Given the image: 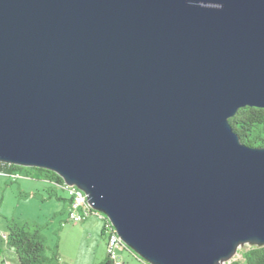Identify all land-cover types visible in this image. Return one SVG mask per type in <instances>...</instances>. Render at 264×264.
<instances>
[{
    "label": "water",
    "instance_id": "1",
    "mask_svg": "<svg viewBox=\"0 0 264 264\" xmlns=\"http://www.w3.org/2000/svg\"><path fill=\"white\" fill-rule=\"evenodd\" d=\"M264 0H0V162L49 169L148 264L264 246Z\"/></svg>",
    "mask_w": 264,
    "mask_h": 264
},
{
    "label": "rangeland",
    "instance_id": "2",
    "mask_svg": "<svg viewBox=\"0 0 264 264\" xmlns=\"http://www.w3.org/2000/svg\"><path fill=\"white\" fill-rule=\"evenodd\" d=\"M19 177H22V175H19ZM14 181L0 173V248H2L1 255L5 258L4 262H2L3 264H18L14 250L7 246L2 234L3 231L8 230V224L10 222L19 224L28 223L31 227L35 224V227L39 228V233L43 236L46 244L51 248H56L60 257L59 259L61 260L60 263L62 264H79L82 258H84V255L89 253L93 255L92 247L94 243H90L80 233L79 222H70L67 220L68 211L66 214L56 213L52 215V205L54 202L51 201L46 202L42 210L28 204L20 197L22 193L17 188V182ZM61 191H65L67 199L70 197L66 190ZM39 193L41 194L38 196L39 200H44L43 197L59 199L55 196V189L50 190L47 194L43 193V191ZM24 196L27 197L29 194H25ZM91 240L93 241V239ZM247 248H249L248 245L240 249L235 258L241 260L240 252ZM125 249L129 250L128 248ZM96 254L101 256L99 248H97ZM101 264L107 263L102 262Z\"/></svg>",
    "mask_w": 264,
    "mask_h": 264
},
{
    "label": "trees",
    "instance_id": "3",
    "mask_svg": "<svg viewBox=\"0 0 264 264\" xmlns=\"http://www.w3.org/2000/svg\"><path fill=\"white\" fill-rule=\"evenodd\" d=\"M229 122L234 130L239 133L243 143L256 147L264 146V108L240 107ZM19 170L24 171L27 177L49 180L58 186H64L63 179L49 169L26 168L22 165L0 162V172L2 173L11 174ZM71 199L70 196V201ZM39 231L35 224L33 227L29 226L28 223L10 222L8 224V230L4 232L5 240L7 246L14 250L18 264H59L60 259L56 248L49 247ZM240 255L241 260L235 258L228 264H264V246H250L241 251ZM107 261L108 264L110 261L108 259ZM142 261L147 264L144 260Z\"/></svg>",
    "mask_w": 264,
    "mask_h": 264
},
{
    "label": "crops",
    "instance_id": "4",
    "mask_svg": "<svg viewBox=\"0 0 264 264\" xmlns=\"http://www.w3.org/2000/svg\"><path fill=\"white\" fill-rule=\"evenodd\" d=\"M16 173L22 175V177H18L17 180H15L14 182H17L18 185L17 188L22 193L20 197L23 199V201L27 202L30 205L36 206V208L40 210L43 209L42 207L46 202L51 201L54 202V204L52 205L53 207V210L51 212L52 215H55L56 213L66 214L70 203V197L67 199V194H65V191H61V190H66L64 186H58L49 180L27 177L24 174L25 172L22 170L21 171L19 170ZM4 175L8 177V175L6 174ZM52 189H55V196H57L56 198L59 199H53L52 197H46V198L43 197L44 200H39L38 196L41 195L39 192L43 191V193L47 194ZM25 194L26 195L29 194V196L25 197L24 196ZM79 227H80L79 228L80 233L83 234L90 243L92 242L94 243L92 247L93 255H91L90 253L84 255V258H82V261H80L79 264H97V263L101 264L102 262H106L107 261V254L105 250L106 231L104 229V220L100 219L97 216L91 215L82 222H80ZM4 232L5 231H3L2 233L3 235ZM91 239H93V241ZM97 248L100 249L101 256H98V254H96ZM1 250L2 248H0V257H1L0 264H3L2 262H4L5 258L2 257ZM116 253L122 259L123 262L122 264H144L142 260L137 258V256L133 254L131 251L126 250L125 247L117 248ZM60 261L59 264H62L60 263Z\"/></svg>",
    "mask_w": 264,
    "mask_h": 264
},
{
    "label": "built area",
    "instance_id": "5",
    "mask_svg": "<svg viewBox=\"0 0 264 264\" xmlns=\"http://www.w3.org/2000/svg\"><path fill=\"white\" fill-rule=\"evenodd\" d=\"M1 174H5L0 172ZM8 177L14 181L19 177L18 173L6 174ZM64 187L66 191L71 196V202L68 207V217L67 220L70 222H82L92 214L104 220V229L106 231V254L107 259L111 264H122V259L116 253L117 248L125 247L122 242H119V239H115L114 235H112V225L108 224L107 217L101 213L94 211L91 206L87 202V197L85 194L81 193L79 188L76 186H68L64 183ZM5 238V235H3ZM141 260V259H140ZM146 262V261H145ZM146 264V263H144ZM148 264V262H147Z\"/></svg>",
    "mask_w": 264,
    "mask_h": 264
},
{
    "label": "bare ground",
    "instance_id": "6",
    "mask_svg": "<svg viewBox=\"0 0 264 264\" xmlns=\"http://www.w3.org/2000/svg\"><path fill=\"white\" fill-rule=\"evenodd\" d=\"M87 202H88V200H87ZM107 221H108V219H107ZM108 224H110L109 221H108ZM111 234L114 235L115 239H119V242H122L120 237L117 235V232L115 231V229L113 227H112V233Z\"/></svg>",
    "mask_w": 264,
    "mask_h": 264
},
{
    "label": "clouds",
    "instance_id": "7",
    "mask_svg": "<svg viewBox=\"0 0 264 264\" xmlns=\"http://www.w3.org/2000/svg\"><path fill=\"white\" fill-rule=\"evenodd\" d=\"M70 202H71V201H70ZM97 212H98V211H97ZM92 215H93V214H92ZM105 216H106V215H105ZM124 246H125V245H124ZM125 248H128V247L125 246ZM129 251H130V250H129ZM137 257H138V256H137ZM142 260H143V259H142ZM144 261H145V260H144Z\"/></svg>",
    "mask_w": 264,
    "mask_h": 264
}]
</instances>
